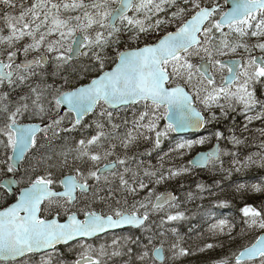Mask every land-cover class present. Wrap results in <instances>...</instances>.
<instances>
[{"label": "snow or ice", "instance_id": "6c2138e0", "mask_svg": "<svg viewBox=\"0 0 264 264\" xmlns=\"http://www.w3.org/2000/svg\"><path fill=\"white\" fill-rule=\"evenodd\" d=\"M225 5L229 0H0V187L14 196L0 208V264H31L36 255L38 264H69L61 247L75 254L71 264L117 256H127L125 264H175L191 254L172 225L189 219L184 204L204 197L188 191L182 200L156 189L197 170L225 171L228 155L237 172L264 168V142L239 160L220 142L245 140L234 127L227 137L216 127L234 114L244 116V131L264 121V0ZM126 42L136 47H119ZM48 65L53 81L70 67L76 83L66 75L62 84L47 83ZM200 129L207 135L180 136L158 165L129 155L153 134L159 148L171 133ZM212 139L211 150L165 168V157L183 159ZM58 140L64 147L54 152ZM196 188L217 195L203 182ZM241 190L264 193V178L238 184ZM229 204L213 201L215 208ZM238 211L243 227L235 235L228 218L212 208L201 213L212 221L210 236L228 238V253L213 264H264V202ZM125 227L139 234H116ZM110 233V242H87ZM216 247L224 245L198 251Z\"/></svg>", "mask_w": 264, "mask_h": 264}, {"label": "trees", "instance_id": "16d2710c", "mask_svg": "<svg viewBox=\"0 0 264 264\" xmlns=\"http://www.w3.org/2000/svg\"><path fill=\"white\" fill-rule=\"evenodd\" d=\"M15 2L19 4L20 0H15ZM218 2L221 5H224V0H218ZM16 14H18V10ZM2 26L3 25L0 24V27ZM3 34L7 35L8 34L7 30H5ZM154 35H159V34H154ZM152 38L153 37H149V39ZM119 47L120 48L136 47V44L132 42H126L125 44H121ZM110 54L114 55V52H111ZM20 57H23V55H21ZM53 70L54 69L51 65L47 66V72H48V79L46 81L47 83L55 82L58 85L62 84L63 83L62 76L64 75L69 77L70 84L76 83V77L71 75L72 69L70 67L66 69H62L61 70L62 76L57 77L55 81H53V78L51 76ZM32 83H36V82L33 81ZM24 91H27V89L25 88ZM16 94L17 93H14L13 96H15ZM234 115H235L234 119L229 118L225 120L222 124L216 125V127L220 128V130L225 133L226 137L229 135L228 128L234 127L236 135L239 136L241 139L245 140L244 144L235 147L232 144H228L223 140L224 148H227L229 152L237 153L238 155L235 157L236 159L243 160L246 156L261 151L259 145L261 144V142H264V137L261 136L259 130L261 128H264V121H253L249 125V130L244 131L243 130V124L245 122L244 116L239 114H234ZM128 117L129 119L131 118L130 111L128 112ZM90 119L91 117L87 118V120ZM74 135H77L78 138V134H74ZM204 135H207L206 131L204 132ZM154 140H155L154 134L152 136V140H147V141L141 140L137 147L131 149L129 155H132L133 153H137V152L145 154L148 159H153V160L155 159L154 160L156 161L155 165H158L159 157L163 156L164 153H167L169 148L168 146L164 145V141L161 143L159 148H154L153 147ZM213 140L214 139L210 140L208 143H206V145H209ZM51 147L54 152L59 151L62 149V147H64L63 141L58 140L55 143H53ZM227 157L233 159L231 155L223 156L222 161H223V168L225 169V171H221L220 168H215L209 172L205 171L202 173H198L199 171L197 170L190 175L183 176L172 183L161 185L157 188L158 192L171 189L182 197H184L183 194L188 191L193 192L197 196L202 195L204 197V199L197 198L196 200L184 204L182 207L187 209L189 219L184 222H181L179 225L175 223H173L172 225L178 227L180 234L185 238L183 246L185 248H188L191 253L190 255L181 258L182 259L181 261L179 260L176 261L175 264H186L187 263V261L185 260L186 258L194 259V262H197V264H207L208 262H213L228 253L229 243H228V238L226 236H218L215 238H213L212 236L208 237L209 234L206 231V229L208 227V223L212 221L206 222L207 218L202 217L201 213L205 209L212 208L213 212L218 218L226 217L230 221L234 222L236 227H235V231L233 232V235H235L236 233L240 232L241 228L243 227L241 223L242 217L238 209L242 207L245 203H251L254 204L255 206H261L262 202H264V193L254 194L245 190H241L240 192L236 191V186L238 184L241 183L251 184L255 182H260L261 178H264V168H260L254 165L247 169H242L240 172H237L232 167L231 164L232 159L230 161H227ZM184 158H186V155L184 156ZM164 166L165 168H168L174 165L166 164ZM228 170L231 171L230 175ZM5 175L6 173H0V178ZM197 180L199 182H203L206 187H211L212 191L217 193V195L213 196L207 190L204 191L203 193H200L199 190L196 188V182H198ZM216 181L219 182L218 185L215 183ZM181 183H183L185 186L182 190L178 186ZM11 199L12 196L9 195L5 190H3L0 187V207L9 203ZM219 200H227L230 202V204L229 206L224 208H215L213 206V201H219ZM198 205H203V208H198L197 207ZM202 227L204 229H202ZM189 228L192 229L201 228V230L193 229V231L189 233L188 231ZM136 232L137 230H129L126 233L119 232L117 233V235H122V234L138 235L139 233L137 232L136 234ZM105 240L110 242L111 235H109L108 237H101L99 239L92 240L91 242L88 243L99 244L101 242H104ZM239 242L240 241H237V244ZM205 243H223L224 247L223 248L216 247L214 249H209L203 252L198 251V249L201 248ZM231 247L234 248L236 247V245H232ZM60 250L65 253L64 258L69 262V264H71V261L75 258V254L68 252L63 247H61ZM109 251H111V249ZM39 260L40 259L38 258L33 259L31 261V264H38ZM126 260H127V256L112 257L108 261V264H125Z\"/></svg>", "mask_w": 264, "mask_h": 264}, {"label": "rangeland", "instance_id": "374dc122", "mask_svg": "<svg viewBox=\"0 0 264 264\" xmlns=\"http://www.w3.org/2000/svg\"><path fill=\"white\" fill-rule=\"evenodd\" d=\"M250 42H251V41H250ZM256 53L260 54L259 51H256L254 54H256ZM238 54H244V53L241 51V52H239ZM172 136H173V137H172ZM172 136L170 135V139H169V143H168V148H170V147L172 146V144H173V142H174L175 140H177L178 138H180V136H179L178 134H176V133H173ZM214 141H215V139H214ZM175 157H176V154H175V153H172L171 155L167 156V157L164 159V165H166V164L181 165V164L186 163V162H184V161H188V160H189V158L177 159V158H175ZM185 159H186V160H185ZM231 159H232V158L227 157V161H230ZM154 160H155V159H154ZM154 160H152V163L156 162V161H154ZM149 163H151V162H148L147 164H149ZM147 164H146V165H147ZM216 168H219V167L217 166ZM198 171H199V170H198ZM202 172H205V171H199L198 173H202ZM173 182H174V181H173ZM171 183H172V182H171ZM156 190H157V189H156ZM128 199H132L131 196H129ZM181 199L183 200L184 197H181ZM208 264H213V263H208Z\"/></svg>", "mask_w": 264, "mask_h": 264}, {"label": "flooded vegetation", "instance_id": "af4514ba", "mask_svg": "<svg viewBox=\"0 0 264 264\" xmlns=\"http://www.w3.org/2000/svg\"><path fill=\"white\" fill-rule=\"evenodd\" d=\"M242 55H244V54H237V56H242ZM164 126V124L162 123L161 124V127H163ZM171 136H172V133L170 134ZM173 137V136H172ZM167 139H169V137H167V138H162V140L163 141H165V140H167ZM191 139V138H190ZM221 145V144H220ZM199 147H203L204 145H202V146H200V145H198ZM103 194H107V193H101V195H103ZM117 195H122V194H117ZM186 261H187V263L188 264H194V259H191V258H186L185 259Z\"/></svg>", "mask_w": 264, "mask_h": 264}, {"label": "water", "instance_id": "95a60500", "mask_svg": "<svg viewBox=\"0 0 264 264\" xmlns=\"http://www.w3.org/2000/svg\"><path fill=\"white\" fill-rule=\"evenodd\" d=\"M230 3H231V0H229V5H225V7L230 6ZM256 55H258V54H256ZM19 59L22 60V59H24V58H19ZM200 130H201V129H200ZM200 130H189L188 132H198V131H200ZM185 133H187V132H185ZM180 134H182V133H180ZM215 145H216V144H215ZM215 145H214V146H215ZM214 146H213V147H214ZM213 147H212V148H213ZM212 148H211V149H212ZM211 149H209V150H211ZM209 150H207V151H209ZM199 152H203V151H199ZM199 152H197V153H199ZM197 153H195V154L191 157V159H192ZM4 178H5V177H4ZM4 178H3V179H4ZM3 179H2L0 182H2ZM4 188L8 191V189H7L6 187H4Z\"/></svg>", "mask_w": 264, "mask_h": 264}, {"label": "bare ground", "instance_id": "6f19581e", "mask_svg": "<svg viewBox=\"0 0 264 264\" xmlns=\"http://www.w3.org/2000/svg\"><path fill=\"white\" fill-rule=\"evenodd\" d=\"M226 147V146H225ZM251 151V150H250ZM228 169V168H227ZM209 172V171H208ZM194 176V175H193ZM198 181V180H197ZM213 183V182H212ZM210 185V184H209ZM212 185V184H211ZM179 186V185H178ZM189 187V186H188ZM186 191V190H185ZM209 196V195H208ZM196 200V199H195ZM197 210V209H196ZM203 228V227H202ZM126 233V232H125ZM207 262V261H206Z\"/></svg>", "mask_w": 264, "mask_h": 264}]
</instances>
